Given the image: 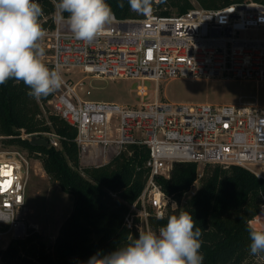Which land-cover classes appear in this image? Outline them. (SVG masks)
Instances as JSON below:
<instances>
[{
  "label": "built area",
  "instance_id": "1",
  "mask_svg": "<svg viewBox=\"0 0 264 264\" xmlns=\"http://www.w3.org/2000/svg\"><path fill=\"white\" fill-rule=\"evenodd\" d=\"M193 3L183 13L162 14L151 4L150 11L139 17L115 14L104 33L87 42L75 38L66 23L57 22L55 11L53 26L44 28L41 43L44 57L48 55L44 62L50 69L59 65L63 81L47 105L76 128L81 165L102 166L130 144L148 148L149 174L125 218L138 237L140 229L158 232L151 219L166 217L170 209L179 207L158 182L159 177H170L176 162L198 164L195 182L209 164L242 166L264 179V105L245 100L231 104L159 100L160 82L169 79L264 82V4L246 0L204 8ZM249 31L257 34L242 35ZM76 71L139 79L137 91L142 97L150 91L145 82H154L153 99L138 105L84 100L76 92L77 83L73 84ZM32 135L61 148L62 136L55 130L20 128L15 134L0 135V251L29 234L27 190L35 157L8 141ZM252 219L257 227L264 226V203Z\"/></svg>",
  "mask_w": 264,
  "mask_h": 264
},
{
  "label": "trees",
  "instance_id": "2",
  "mask_svg": "<svg viewBox=\"0 0 264 264\" xmlns=\"http://www.w3.org/2000/svg\"><path fill=\"white\" fill-rule=\"evenodd\" d=\"M246 0H197L204 8H219ZM264 4V0H253ZM44 14L39 22L52 27L54 0H35ZM119 18H133L141 12L117 7V0H107ZM193 0H152L162 14L183 13ZM67 15V13H65ZM30 88L13 79L0 85V135H12L17 129L27 132L55 130L62 136L61 148L34 146L27 139H9V143L27 148L39 159L45 172L73 197L72 211L61 225L52 245L29 227L26 238L12 241L0 251L4 264H86L90 257L115 251L138 238L135 228L125 223L130 204L141 194L149 174L145 166L148 148L130 144L119 155L102 166H82L75 141L77 130L62 117L44 109L52 94L39 99L29 95ZM198 176L195 162H176L170 177H159L163 191L179 202L166 217L152 218L159 229L169 216L187 211L193 215L195 227L202 231L203 264H244L252 256L246 222L260 212L264 203V179L245 167L205 165L200 187L184 203L182 197ZM264 260V254L260 255Z\"/></svg>",
  "mask_w": 264,
  "mask_h": 264
},
{
  "label": "clouds",
  "instance_id": "3",
  "mask_svg": "<svg viewBox=\"0 0 264 264\" xmlns=\"http://www.w3.org/2000/svg\"><path fill=\"white\" fill-rule=\"evenodd\" d=\"M131 10L146 13L152 0H127ZM124 7V0H117ZM54 18L66 23L75 38L91 41L104 33L115 13L107 0H54ZM67 13V15H65ZM44 14L35 0H0V85L13 79L30 88L34 98L46 97L63 83L59 65L44 62L42 40L46 30L39 22ZM7 222V221H6ZM246 222L252 255L264 254V226ZM202 231L193 215L179 211L157 231L139 230V237L107 254L98 252L86 264H203Z\"/></svg>",
  "mask_w": 264,
  "mask_h": 264
},
{
  "label": "rangeland",
  "instance_id": "4",
  "mask_svg": "<svg viewBox=\"0 0 264 264\" xmlns=\"http://www.w3.org/2000/svg\"><path fill=\"white\" fill-rule=\"evenodd\" d=\"M195 4L197 0H193ZM153 4V3H152ZM256 31L242 33V35L255 36ZM48 60V55L44 61ZM73 84L77 94L84 100L97 102H116L126 105H138L142 100L153 99L152 88L154 82L146 81L150 88L149 94L142 97L137 88L142 83L133 78H110L91 76L76 71ZM65 78L71 77L64 74ZM158 97L161 101L174 104H231L241 100L257 101L264 105V82L243 81L233 79H190L175 78L160 82ZM44 109H49L45 105ZM262 172V169L256 167ZM201 185L195 182L191 189L184 194L181 202L190 198ZM73 197L64 192L58 182L49 176L42 162L35 158L31 161L30 178L27 190V214L25 216L28 227H33L43 237L47 246L53 244L61 225L72 211ZM0 264H4L0 257ZM244 264H264L260 255L250 256Z\"/></svg>",
  "mask_w": 264,
  "mask_h": 264
},
{
  "label": "water",
  "instance_id": "5",
  "mask_svg": "<svg viewBox=\"0 0 264 264\" xmlns=\"http://www.w3.org/2000/svg\"><path fill=\"white\" fill-rule=\"evenodd\" d=\"M29 143L34 146H45L49 147V142L47 139L37 136V135H32L28 139Z\"/></svg>",
  "mask_w": 264,
  "mask_h": 264
},
{
  "label": "snow or ice",
  "instance_id": "6",
  "mask_svg": "<svg viewBox=\"0 0 264 264\" xmlns=\"http://www.w3.org/2000/svg\"><path fill=\"white\" fill-rule=\"evenodd\" d=\"M10 183V182H9Z\"/></svg>",
  "mask_w": 264,
  "mask_h": 264
}]
</instances>
